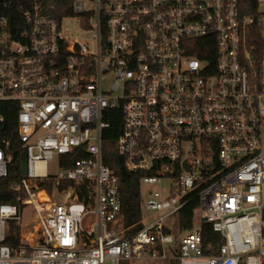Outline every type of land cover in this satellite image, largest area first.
<instances>
[{"label": "built area", "instance_id": "2783aa9c", "mask_svg": "<svg viewBox=\"0 0 264 264\" xmlns=\"http://www.w3.org/2000/svg\"><path fill=\"white\" fill-rule=\"evenodd\" d=\"M255 5L0 0V105L17 109L21 145L15 163L0 138V192L13 194L0 204V264H264V0ZM107 140L141 175L153 217L137 232L103 163ZM192 193L202 223L181 233Z\"/></svg>", "mask_w": 264, "mask_h": 264}, {"label": "trees", "instance_id": "16d2710c", "mask_svg": "<svg viewBox=\"0 0 264 264\" xmlns=\"http://www.w3.org/2000/svg\"><path fill=\"white\" fill-rule=\"evenodd\" d=\"M243 5L247 7L249 13L257 9L255 5L256 0H242ZM19 16V14H18ZM13 20L19 21V18L13 17ZM208 60H211L210 53L208 55ZM15 107L10 104L0 105V115L6 118V123L4 126L0 127V138L8 139L12 143V149L14 151V162L18 163L20 160L19 144L16 136V123L14 120V115L16 113ZM103 163L107 166L114 176L119 179V189L120 196L123 206V216L124 222L127 227L137 225L134 232L139 231L143 228L142 222L144 218V211L142 208V190H141V175L139 173H129L123 167L122 158L118 152L117 144L115 140H107L103 145ZM1 190V189H0ZM89 195L87 193L85 196H81L80 200H87ZM13 199V194L11 193H1L0 192V204L11 203ZM200 207L199 193L191 194L190 203L182 210L179 216V226L178 229L181 233L188 232L194 228V212ZM15 234L19 236V229L15 228ZM205 239H208V234L210 237H214V241L219 242V237L213 233L211 226L208 224L203 225ZM178 236V234H177ZM19 243L18 239H8V245H17ZM172 264H177L172 262Z\"/></svg>", "mask_w": 264, "mask_h": 264}, {"label": "rangeland", "instance_id": "374dc122", "mask_svg": "<svg viewBox=\"0 0 264 264\" xmlns=\"http://www.w3.org/2000/svg\"><path fill=\"white\" fill-rule=\"evenodd\" d=\"M262 10L264 11V8H262ZM105 91H108V88L105 87L104 89ZM262 147L264 148V130L262 132ZM50 168V172L53 175H58L59 174V159L55 158L53 164L49 167ZM142 198L148 199L145 194L142 192ZM144 211V210H143ZM24 216H25V220H31L32 217V211L30 208H26L24 210ZM202 216H203V212H202V208L199 207L198 209L195 210L194 212V222L196 226H199L202 223ZM153 215H149L148 213H146L144 211V218L143 220H145V222H148L149 218H152ZM15 228H18L17 226H12V229H10V233H15ZM19 229V228H18ZM32 231L31 228H26V229H19V233L25 237L28 235V233ZM172 262L174 261H167V262H139V263H135V264H172Z\"/></svg>", "mask_w": 264, "mask_h": 264}, {"label": "water", "instance_id": "95a60500", "mask_svg": "<svg viewBox=\"0 0 264 264\" xmlns=\"http://www.w3.org/2000/svg\"><path fill=\"white\" fill-rule=\"evenodd\" d=\"M22 174H23V175H26V174H27L26 161L24 162V165H23V171H22Z\"/></svg>", "mask_w": 264, "mask_h": 264}]
</instances>
